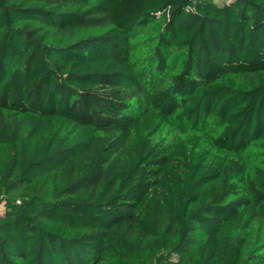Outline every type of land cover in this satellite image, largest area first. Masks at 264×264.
I'll list each match as a JSON object with an SVG mask.
<instances>
[{
    "label": "trees",
    "instance_id": "16d2710c",
    "mask_svg": "<svg viewBox=\"0 0 264 264\" xmlns=\"http://www.w3.org/2000/svg\"><path fill=\"white\" fill-rule=\"evenodd\" d=\"M0 264H264V0H0Z\"/></svg>",
    "mask_w": 264,
    "mask_h": 264
},
{
    "label": "rangeland",
    "instance_id": "374dc122",
    "mask_svg": "<svg viewBox=\"0 0 264 264\" xmlns=\"http://www.w3.org/2000/svg\"><path fill=\"white\" fill-rule=\"evenodd\" d=\"M223 1H225V0H223ZM223 2H221V4H222Z\"/></svg>",
    "mask_w": 264,
    "mask_h": 264
}]
</instances>
